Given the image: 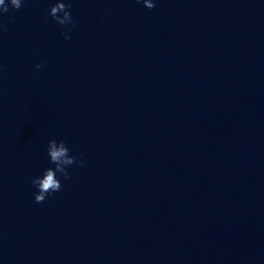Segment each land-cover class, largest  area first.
<instances>
[{
    "label": "clouds",
    "instance_id": "obj_1",
    "mask_svg": "<svg viewBox=\"0 0 264 264\" xmlns=\"http://www.w3.org/2000/svg\"><path fill=\"white\" fill-rule=\"evenodd\" d=\"M24 0H0V17L4 14L9 13L11 10H19L23 5ZM140 3L141 0H136ZM145 7L148 9H153L155 3L153 0H142ZM48 15L52 17V20L65 28L66 31L62 33L65 40H70L71 37L68 32L72 28L76 27V21L72 17L71 4L65 3L64 0H57V2L49 9ZM8 30V25L0 19V34ZM44 67L42 63H37L35 68L40 70ZM3 68L0 66V71ZM47 155L49 157V162L54 165V168L44 169L42 175L36 176L32 179V184L37 189L34 193V201L36 203H43L46 198L62 189L61 179H70V174L68 172V167L76 165L78 167H84L85 162L79 159L77 156L71 154V150L68 148L64 141H57L55 139L49 140L47 149ZM60 174L58 177L57 174Z\"/></svg>",
    "mask_w": 264,
    "mask_h": 264
}]
</instances>
